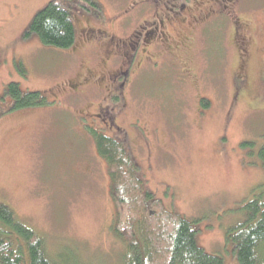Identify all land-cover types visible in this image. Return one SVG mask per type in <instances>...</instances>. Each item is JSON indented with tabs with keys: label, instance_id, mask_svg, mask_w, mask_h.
Here are the masks:
<instances>
[{
	"label": "rangeland",
	"instance_id": "rangeland-1",
	"mask_svg": "<svg viewBox=\"0 0 264 264\" xmlns=\"http://www.w3.org/2000/svg\"><path fill=\"white\" fill-rule=\"evenodd\" d=\"M146 1L0 0V204L45 240L56 264H122L126 247L113 231L108 166L89 137L90 128L99 129L123 137L147 188L168 209L201 219L202 248L224 256L225 264H238L226 233L244 221L242 204L264 184L258 155L264 147V0H243L235 13L260 30L246 82L236 83V51L225 20L221 27L212 24L203 40L198 37L196 51L207 49L210 63L204 52L193 58L199 81L193 77L186 89L178 88L174 75L154 72L160 65L153 62L144 73L136 63L129 67L126 52L141 23L149 28L163 22L172 34L184 27L163 11L171 0L158 6V14L160 0ZM51 2L73 16L76 43L70 50L25 39L35 16ZM90 29L111 35L110 62L88 50L79 53ZM113 44L122 45L120 61L111 58ZM86 78L103 92L84 100L90 103L70 97ZM11 83L24 93L44 94L50 105L12 112L4 96ZM114 84L125 100L115 107L122 111L117 130L96 117ZM203 99L210 102L207 110ZM245 143L255 148L243 149Z\"/></svg>",
	"mask_w": 264,
	"mask_h": 264
},
{
	"label": "trees",
	"instance_id": "trees-1",
	"mask_svg": "<svg viewBox=\"0 0 264 264\" xmlns=\"http://www.w3.org/2000/svg\"><path fill=\"white\" fill-rule=\"evenodd\" d=\"M57 50H70L76 43L71 12L51 2L39 12L25 34ZM23 69V68H22ZM176 94L174 93V96ZM5 97L13 103L12 112L50 105L39 92L24 93L17 83L9 84ZM204 109L211 107L202 100ZM98 155L108 166L110 197L115 206L113 231L126 247L122 264H225L221 254L208 253L198 241L201 219L187 218L170 210L147 188L139 165L123 138L109 137L101 130L92 132ZM243 149H254L245 143ZM258 155L264 164V147ZM253 200L242 204L244 221L227 230L226 241L238 264H264V184ZM0 264H56L45 240L19 222L15 213L0 204Z\"/></svg>",
	"mask_w": 264,
	"mask_h": 264
},
{
	"label": "flooded vegetation",
	"instance_id": "flooded-vegetation-1",
	"mask_svg": "<svg viewBox=\"0 0 264 264\" xmlns=\"http://www.w3.org/2000/svg\"><path fill=\"white\" fill-rule=\"evenodd\" d=\"M171 1L173 3L168 7H164L163 11L167 9L164 13L169 15L172 19H175L176 16V20H179V22L183 24V29L176 31V34H172L163 29V22L159 24V22L155 21L149 28L143 26L145 21L143 24L141 23L139 25V31L135 32L132 45L129 46V49L132 51L130 53L126 52L130 61L129 67L136 63L138 72L141 71V73H144L153 62L154 66L158 67V65H160L158 68L153 69L154 72L163 71L167 74L170 73L174 75L175 83L178 88L186 89L189 84H192V79L195 75L192 60L204 52H202V49L196 51L198 37L203 40L205 35L210 31L212 24L217 23V25L221 27L225 20H229L232 33L231 41L236 51V69H238V74L240 75L236 83L242 84L246 82V71L249 70L252 64L253 51L254 48H257V39L260 30L259 28L254 29L253 24L243 15L235 14L238 7L243 3V0H201V3H199V0H187V2L185 0ZM143 2L147 1L143 0ZM163 2L164 0H160L156 3V14H158V6ZM101 34L104 36L103 39L98 36ZM110 36L111 35H106L94 29H90V33L87 36L88 40L79 53L83 54L88 50L97 60H103L107 57L108 62H110ZM100 38L102 41L99 40ZM121 46V44L112 45L113 52H111V58L114 59V61L115 59L120 61V57L123 58L120 53ZM106 49H108V51H106ZM207 51L206 49L203 55L208 59L206 54ZM141 61H143L142 65ZM208 62L210 63L209 59ZM208 70L209 69H206V73ZM127 71L128 70H125L122 73L126 74ZM121 76L122 75H118L116 80L118 81ZM194 79L195 81H199V75H196ZM116 80L115 82H117ZM115 84L113 85L114 88L111 94L109 93L107 98L108 104L102 109H99L100 114L96 116L103 119L105 128L106 124H108L111 130L121 129L120 121L122 122V111L118 108L115 109V107L118 105V100L120 102L125 101L124 98L121 97L120 91H117L119 88L116 89ZM240 88L239 85H236L234 89V95H236L237 98L240 96ZM73 89L70 97L82 101L90 98H99L103 93L87 78L82 80L81 84L73 86ZM116 96H118V98H116ZM90 101L84 102L90 103ZM115 101H117V103L113 106ZM113 109H115V111H113ZM95 130L96 129L90 128L89 137L91 136L92 138V132ZM116 136L117 135L114 134V137L118 138Z\"/></svg>",
	"mask_w": 264,
	"mask_h": 264
}]
</instances>
